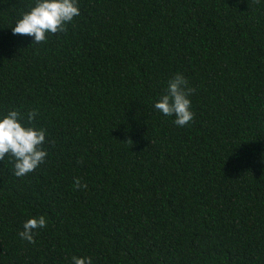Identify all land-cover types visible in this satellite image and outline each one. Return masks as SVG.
Returning <instances> with one entry per match:
<instances>
[{
    "label": "trees",
    "instance_id": "16d2710c",
    "mask_svg": "<svg viewBox=\"0 0 264 264\" xmlns=\"http://www.w3.org/2000/svg\"><path fill=\"white\" fill-rule=\"evenodd\" d=\"M33 2L0 0V113L35 109L47 155L0 159V264H264V0H77L39 43ZM175 73L184 126L153 108Z\"/></svg>",
    "mask_w": 264,
    "mask_h": 264
},
{
    "label": "clouds",
    "instance_id": "9594fccd",
    "mask_svg": "<svg viewBox=\"0 0 264 264\" xmlns=\"http://www.w3.org/2000/svg\"><path fill=\"white\" fill-rule=\"evenodd\" d=\"M79 14L77 0H34L29 9L21 12L14 21L11 33L26 35L32 38V43H39L46 39V34L64 31V26ZM192 91L186 78L175 73L168 79L163 94L154 101L153 108L164 116H173L175 125L184 126L193 118L188 98ZM36 115L35 109L23 116L15 109L0 113V159L11 157L13 174L17 177L33 171L47 155L42 147L45 130L32 125ZM74 186L83 187L79 181H75ZM45 226L43 216L30 217L17 235L31 243L35 231ZM71 260L72 264H92L90 257L74 256Z\"/></svg>",
    "mask_w": 264,
    "mask_h": 264
}]
</instances>
